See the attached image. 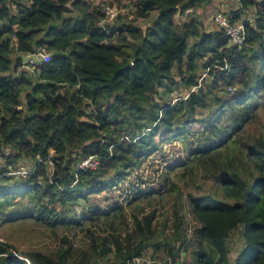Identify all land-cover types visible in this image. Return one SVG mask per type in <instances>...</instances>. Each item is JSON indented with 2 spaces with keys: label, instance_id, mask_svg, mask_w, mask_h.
<instances>
[{
  "label": "trees",
  "instance_id": "1",
  "mask_svg": "<svg viewBox=\"0 0 264 264\" xmlns=\"http://www.w3.org/2000/svg\"><path fill=\"white\" fill-rule=\"evenodd\" d=\"M138 1L139 17L157 12L146 29L123 13L107 22L93 0H0V218L57 230L125 212L117 202L100 209L83 201L110 193L178 139L185 157L175 164L184 170L180 179L202 189L201 175L212 184L187 196L199 225L184 264H264V0H239L232 11L231 22L243 20L248 8L255 12L243 20L241 46L224 30H204L194 13L179 21L213 0ZM39 51L62 55L24 69L17 55ZM176 74L188 94L173 101L172 90H164L157 100L165 82L178 87ZM196 121L204 129L190 126ZM90 158L95 165L81 167ZM22 163L35 171L9 175ZM171 170L161 178L173 192L181 187ZM156 214L134 216L131 245L111 234L102 248L103 239L89 230L92 252L76 256L70 245L57 255L36 251L22 258L0 243V264H129L155 242L177 264L180 234L163 235ZM237 231L242 240L234 248Z\"/></svg>",
  "mask_w": 264,
  "mask_h": 264
},
{
  "label": "rangeland",
  "instance_id": "2",
  "mask_svg": "<svg viewBox=\"0 0 264 264\" xmlns=\"http://www.w3.org/2000/svg\"><path fill=\"white\" fill-rule=\"evenodd\" d=\"M93 2L104 11L107 7L114 9L116 15L112 22L115 20L117 21L120 13H123V16H126L127 20H137L136 24L144 29L152 24L153 19L157 15L155 11L152 12L148 18L139 17L137 11L139 7L138 0H130L127 3L119 0H93ZM240 7L239 0H213L212 4L206 7L188 9L184 16L181 15L179 17V21L183 22L184 19H189L194 13L199 16L204 30H219L220 27L216 24L215 15L220 11L226 15H231L232 11H238ZM254 16V9L248 8L244 10V14H242L241 18L243 20H251ZM243 20L233 21L232 23L243 22ZM35 66H37L36 62H28L23 68L32 72ZM174 72L176 73V69ZM198 75L200 76V81H203V78L207 77L202 68H199ZM182 77L183 75L176 74V81H178L177 88L165 82L164 88L160 89L157 100L164 97V90H172V96L174 97L173 101L180 95L188 94L190 90L181 82L180 79ZM194 89L195 88H193V90ZM263 121L264 115L260 118V122ZM190 126L195 129H204L201 121H196ZM182 161H185V157L180 141L175 139L165 142L140 168L134 169L132 174L110 193L105 194L99 199L96 196V198L92 200L83 201V206L85 207H100V209L104 207L107 209L111 208V206L117 202L125 209V212H119L109 217L103 216L99 221L89 222L83 227H73L71 229L58 228L57 230L50 229V227L42 225L34 220L4 222V219L0 218V243L13 245V254L22 258H24L23 253L36 251L57 255L61 247L68 248L70 245H72L73 249H76V256H80L82 251L92 252L89 230L95 232L98 237L103 239L102 248L109 245L107 244V238H110L111 234L120 236L121 241L131 245L136 241L135 237L132 236L134 216L138 215L141 217L146 213H150L153 209H156L157 217L155 225L159 231L168 237H173L175 230L180 234L178 245L183 255L180 256L177 264L189 263L191 251L194 247L191 234L193 229L199 224L191 213L187 196L189 193L206 191L212 184L209 179H204L201 175H198V178L199 183L203 184L202 189L189 180L187 176H184L181 180L180 175L183 174L184 170H181V168L175 164ZM171 166H173V171H170L171 179L177 183L178 187H181L175 189L173 192L168 190L169 186L167 187L165 184H162L163 181L161 178L162 173ZM14 182L15 179L10 183L13 184ZM186 182L188 183L187 187H185ZM1 183L0 180V184ZM137 194L144 195L145 197H141V199L136 200L133 204H129ZM178 195H180V197H178ZM137 204L138 207H135ZM85 207H79L78 213L83 214V210L86 209ZM235 235L232 241V247L238 248L242 236L239 231H237ZM187 245L189 246V250L187 252L181 251ZM167 253L168 250H166L164 246L155 242L151 244L140 259L130 262L129 264H171L172 261H169L171 258ZM106 259H108V257L105 258L104 261H106ZM104 264L107 263L105 262Z\"/></svg>",
  "mask_w": 264,
  "mask_h": 264
},
{
  "label": "built area",
  "instance_id": "3",
  "mask_svg": "<svg viewBox=\"0 0 264 264\" xmlns=\"http://www.w3.org/2000/svg\"><path fill=\"white\" fill-rule=\"evenodd\" d=\"M105 13H106L105 20L107 22H112L116 15L114 9L107 7L105 9ZM214 18H215L216 24L220 27L221 30H224L226 35L230 38L229 40L232 45H237V46L243 45V43L245 42V30H246L244 22L232 23L231 15L229 14L226 15L225 13L221 11L218 14H216ZM35 55L37 56L41 55L43 58L42 59L43 63L49 62L51 58L53 57L52 53L42 52V51H39ZM89 165H95V163H93L91 158L84 161L81 164V167H85ZM34 171H35V167L29 168L25 164H22L17 171L9 173V175L15 174V175H19L25 178Z\"/></svg>",
  "mask_w": 264,
  "mask_h": 264
},
{
  "label": "water",
  "instance_id": "4",
  "mask_svg": "<svg viewBox=\"0 0 264 264\" xmlns=\"http://www.w3.org/2000/svg\"><path fill=\"white\" fill-rule=\"evenodd\" d=\"M59 55H62V53H52L53 57H57ZM17 57H21L23 59L24 63H28V62H36V63H42V56L41 55H25V54H18Z\"/></svg>",
  "mask_w": 264,
  "mask_h": 264
}]
</instances>
